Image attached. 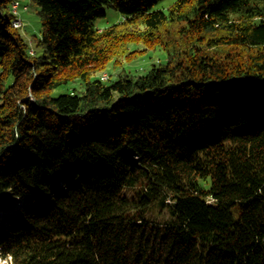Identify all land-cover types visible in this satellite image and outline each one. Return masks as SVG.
Masks as SVG:
<instances>
[{"label": "trees", "instance_id": "16d2710c", "mask_svg": "<svg viewBox=\"0 0 264 264\" xmlns=\"http://www.w3.org/2000/svg\"><path fill=\"white\" fill-rule=\"evenodd\" d=\"M34 1L32 56L0 0V258L264 264V0Z\"/></svg>", "mask_w": 264, "mask_h": 264}, {"label": "rangeland", "instance_id": "374dc122", "mask_svg": "<svg viewBox=\"0 0 264 264\" xmlns=\"http://www.w3.org/2000/svg\"><path fill=\"white\" fill-rule=\"evenodd\" d=\"M175 1L176 0H161L154 7V9L163 10L164 12H166L167 9ZM13 7H17V14L16 16H14L21 21V26L15 29L20 30V33L22 34L23 38L30 45L29 51H31V54L33 56L34 43L35 41L39 40L42 31L41 19L38 14L39 8L34 0H14V3L11 5L12 14H14ZM104 13L105 16L100 17L95 21L94 25L97 29L102 30L111 25L117 24L122 20V16L111 7H104ZM127 51L128 54L131 51H136L137 54H133L131 56L132 60L125 59L123 61L124 63L122 67H119L118 69H124L126 72L134 76L143 75L147 73V71L152 65L164 64L166 62V53L160 49H148L142 44H131ZM107 72L112 73L111 66H108ZM109 73L107 74L109 75ZM74 86H76V84L60 86L59 88L53 91L52 96L57 97L63 93H66ZM125 194L128 197L132 196L131 190H126ZM19 210L20 207L18 206V203H16L15 201H10L8 204L5 205L3 213L5 212L6 215L10 216L11 218H15L19 216V214L17 213ZM150 219L159 223L163 222L164 220H167L168 215L165 211H163L157 217L154 214H151ZM2 220L3 215L2 212H0V221ZM0 264H9V262H6L2 258H0Z\"/></svg>", "mask_w": 264, "mask_h": 264}, {"label": "built area", "instance_id": "2783aa9c", "mask_svg": "<svg viewBox=\"0 0 264 264\" xmlns=\"http://www.w3.org/2000/svg\"><path fill=\"white\" fill-rule=\"evenodd\" d=\"M13 8H14V14H17V7H13ZM15 25H16V28H19L21 26V21L17 18L15 21Z\"/></svg>", "mask_w": 264, "mask_h": 264}, {"label": "bare ground", "instance_id": "6f19581e", "mask_svg": "<svg viewBox=\"0 0 264 264\" xmlns=\"http://www.w3.org/2000/svg\"><path fill=\"white\" fill-rule=\"evenodd\" d=\"M15 16H16V14H14ZM15 21H16V18H15V20L13 21V27L14 28H16V25H15ZM30 54H31V51H30ZM32 55V54H31ZM107 75L106 74H103L101 77H100V79L101 80H106L107 79Z\"/></svg>", "mask_w": 264, "mask_h": 264}]
</instances>
